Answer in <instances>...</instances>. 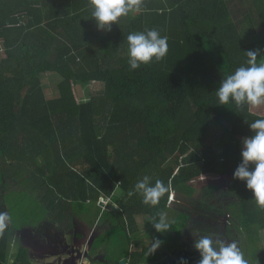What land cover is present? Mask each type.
Wrapping results in <instances>:
<instances>
[{
    "label": "trees",
    "instance_id": "trees-1",
    "mask_svg": "<svg viewBox=\"0 0 264 264\" xmlns=\"http://www.w3.org/2000/svg\"><path fill=\"white\" fill-rule=\"evenodd\" d=\"M91 12L88 0H0V189L20 180L15 194L25 197L28 188L26 196L40 202L38 212L51 218L57 212L65 224L78 215L73 202L111 199L119 205L109 206L116 213L110 230L115 264L141 263L131 255L132 237L142 219L156 222L161 212L177 218L167 233H157L163 243L153 255L165 257L163 264L181 258L199 264V252L184 241L199 206L194 194L233 189L240 219L223 233L247 264H264V210L246 184L233 179L242 140L252 134L248 123L264 117L218 105L215 95L221 80L246 63L247 51L264 62V0H142L141 12L122 17L111 31L98 30ZM145 29L168 38V53L130 70L126 36ZM44 74L60 79L52 98ZM94 82L102 88L82 100L79 87ZM213 120L221 134L212 150ZM144 175L171 182V203L168 194L155 207L128 195ZM117 239L125 242L120 255ZM7 245L0 236V264H9ZM30 256L21 245L12 264H33Z\"/></svg>",
    "mask_w": 264,
    "mask_h": 264
},
{
    "label": "rangeland",
    "instance_id": "rangeland-1",
    "mask_svg": "<svg viewBox=\"0 0 264 264\" xmlns=\"http://www.w3.org/2000/svg\"><path fill=\"white\" fill-rule=\"evenodd\" d=\"M245 13H236L235 17L238 19H242ZM44 81V87L46 94L49 98H52L57 95L58 90L57 86L60 82L59 77L56 75L44 74L42 76ZM102 88V85L99 82H94L88 86H85L84 89L82 87L80 89V97L82 100L84 98L91 96V93ZM259 110L260 108H255ZM261 112H264V108L260 109ZM256 112V111H255ZM221 134V129L216 120H213L210 124L209 129V137H208V147L210 149H215L219 143V137ZM17 186H9L7 185V189H0V212H9L11 216V224L3 233H0V236H7V240L11 243L7 245V255L8 262L12 264L15 261L16 255L18 254L19 247L24 245L28 247L31 252V262L33 264H115L118 260V257L114 256L112 251L115 246L116 236L111 234L110 230L113 224V218L115 217V211H111L109 206H112L113 210L119 207L118 204H115L111 201V199H102L99 201L98 205L89 201L87 203L77 202L71 205L73 208L75 216L69 221L63 222L64 220H57L51 217H44L41 212L37 211V207L40 202L36 200L35 197L26 196L28 194L29 189L27 188V192L25 197H20V194L17 195L14 193ZM211 190V191H209ZM212 188L206 189L205 193L201 191L195 195V201L199 203V206L196 207L195 204V213H193L188 225L185 229L184 233V241L188 242L190 249L193 251H197L194 247L195 238H199L201 236L211 235L216 239L223 240L229 243V240L223 233L225 226L230 227L232 229L236 228L237 220L240 219L238 216V212L240 215V210L238 206L237 196L233 189H231L230 193L227 195L222 194L221 191L219 193L212 192ZM217 191V190H216ZM19 192V191H18ZM17 192V193H18ZM9 196L7 198L6 204H4L3 197ZM118 198H121L119 192L116 193ZM38 196V195H37ZM36 196V197H37ZM52 195L51 197H54ZM123 199V198H122ZM121 199V200H122ZM24 200V201H21ZM103 203L102 207L101 204ZM198 205V204H197ZM227 205L230 207H227ZM105 206V207H104ZM202 206V208H201ZM210 206L211 211L207 209ZM216 206V209H214ZM83 208V210H82ZM214 209V210H213ZM227 211L226 217L220 215V213H216L218 210ZM90 211V213H88ZM57 215V212H54ZM235 217H234V215ZM79 216L83 217V223H79ZM140 216V215H139ZM137 216V217H139ZM238 218H237V217ZM217 217V218H215ZM170 223L174 222L172 217L168 216ZM55 219V220H53ZM229 220V221H228ZM86 222V224H85ZM153 220L150 218L142 219L141 221V230L138 234L132 237L133 242L137 246L136 249L131 250V255L135 257H142L143 264H163L166 260L163 256L157 255H149L148 249L151 244V240H155L157 237V231L153 226ZM110 224V227L109 225ZM215 224V225H212ZM230 225V226H229ZM44 226L48 228L51 233V238L56 239L58 245L62 250L57 249L53 244H50L49 247H40L39 235H32L31 239H34V243L29 242L27 232H34L37 227ZM50 226V227H49ZM32 228V229H26ZM20 230L21 232L17 235L18 244L16 245V234L14 230ZM34 229V230H33ZM179 231L182 229L178 228ZM62 235V237H58L57 235ZM78 234H80L79 237ZM233 238H237L240 240L241 235L234 233ZM263 245H264V233L262 236ZM64 242V244H62ZM119 242L117 250L120 251L125 247V242L123 240L117 239ZM138 243V245L136 244ZM68 247L67 250H64L63 246ZM48 248V249H47ZM74 248L76 249L77 255L73 254ZM94 260H89L87 258V254ZM196 257V256H195ZM126 260L127 259H123ZM122 261V260H121ZM120 261V262H121Z\"/></svg>",
    "mask_w": 264,
    "mask_h": 264
},
{
    "label": "clouds",
    "instance_id": "clouds-1",
    "mask_svg": "<svg viewBox=\"0 0 264 264\" xmlns=\"http://www.w3.org/2000/svg\"><path fill=\"white\" fill-rule=\"evenodd\" d=\"M88 4L92 9L91 18H94L98 30L104 31H111L112 25L122 17L142 10V0H88ZM126 42L130 70H137L153 61H161L168 53V38L161 36L156 29L129 33ZM246 55V63L221 80L215 91L218 105L246 107L249 112L264 106V62H258L257 51H247ZM260 60L264 61V58ZM248 124L252 134L242 140L241 161L233 172V179L244 182L252 192L257 207L264 210V118ZM172 191L171 182L165 184L157 179L153 183L149 175H144L128 195L139 194L144 205L155 207L166 194L171 203ZM10 224L9 212H0V233L8 229ZM153 226L158 233H167L170 230L167 214L161 212ZM162 243L158 238L151 240L148 254H154ZM194 247L200 254L199 264H247L235 242L228 243L208 235L195 238ZM180 264H187V261L181 258Z\"/></svg>",
    "mask_w": 264,
    "mask_h": 264
},
{
    "label": "crops",
    "instance_id": "crops-1",
    "mask_svg": "<svg viewBox=\"0 0 264 264\" xmlns=\"http://www.w3.org/2000/svg\"><path fill=\"white\" fill-rule=\"evenodd\" d=\"M244 40V43L246 44V42H248V40L247 39H243ZM1 45V44H0ZM2 53H3V51L2 50H0V58L2 57ZM260 109L261 108H264V106H261V107H259ZM260 109L259 110H256L255 108L254 109H252V113L253 114H255V115H258V116H261V117H264V112H261L260 111ZM256 111V112H255ZM14 181H13V179H10L9 181H8V183H13ZM10 186H19L18 187V189H20L21 188V184H20V180L18 181V182H16L15 184H12V185H10ZM11 191H15V190H11ZM9 195V194H8ZM19 195V194H18ZM195 195L196 194H194V198H195ZM193 198V199H194ZM195 200V199H194ZM5 204V203H4ZM228 206V205H227ZM229 207V206H228ZM209 208H210V206H208L207 207V209L209 210ZM171 216L172 217V220H175L176 218H177V215L175 214V213H173V214H169L168 213V216ZM52 218H55V217H52ZM73 218V217H72ZM53 220H55V219H53ZM77 222H79V223H83V218H79V221H77ZM85 224H86V222H85ZM50 227V226H49ZM26 229H32V228H26ZM14 230V229H13ZM22 229H20V230H14L15 231V234H16V242H17V244H18V241H17V235H18V233L19 232H21L22 234L24 233L23 231H21ZM34 230V229H33ZM34 232L35 233H33L32 234V232H27V235L29 236V238H28V240H29V242H32V243H34L35 244V242H34V239H31V236L32 235H39L40 237H39V240H40V247L42 248V247H49V246H51L50 244H53V246H55L57 249H59V250H62L61 249V247L58 245V242L56 241V239L55 238H53V236H52V238L50 237L51 236V233H50V231H49V229L48 228H45L44 226H39V227H37V229H35L34 230ZM80 234H78V236H79ZM59 238L60 237H62V235L60 236L59 234L57 235ZM9 243H11V242H9L8 241V244ZM62 244H64V242L62 243ZM35 246L37 247V245L35 244ZM64 248H66V249H64V250H67L68 249V247H66L65 245L63 246ZM48 249V248H47ZM75 249V248H74ZM76 250V249H75ZM144 263V261H142V264Z\"/></svg>",
    "mask_w": 264,
    "mask_h": 264
},
{
    "label": "water",
    "instance_id": "water-1",
    "mask_svg": "<svg viewBox=\"0 0 264 264\" xmlns=\"http://www.w3.org/2000/svg\"><path fill=\"white\" fill-rule=\"evenodd\" d=\"M103 204H101V206H102ZM73 254H76V250L74 249L73 250ZM120 264H127V261L126 260H122L121 262H120Z\"/></svg>",
    "mask_w": 264,
    "mask_h": 264
},
{
    "label": "built area",
    "instance_id": "built-area-1",
    "mask_svg": "<svg viewBox=\"0 0 264 264\" xmlns=\"http://www.w3.org/2000/svg\"><path fill=\"white\" fill-rule=\"evenodd\" d=\"M105 207V206H104Z\"/></svg>",
    "mask_w": 264,
    "mask_h": 264
}]
</instances>
